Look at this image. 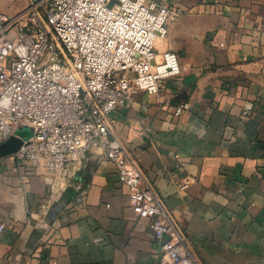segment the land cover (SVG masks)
Listing matches in <instances>:
<instances>
[{"label": "crops", "instance_id": "0c3cea01", "mask_svg": "<svg viewBox=\"0 0 264 264\" xmlns=\"http://www.w3.org/2000/svg\"><path fill=\"white\" fill-rule=\"evenodd\" d=\"M169 2L183 13L159 46L178 54L181 75L117 110L114 136L201 264H264V0ZM27 5L0 0L11 15ZM10 155L0 158V264H156L161 245L104 148L69 166L63 190L32 167L15 171Z\"/></svg>", "mask_w": 264, "mask_h": 264}, {"label": "built area", "instance_id": "2783aa9c", "mask_svg": "<svg viewBox=\"0 0 264 264\" xmlns=\"http://www.w3.org/2000/svg\"><path fill=\"white\" fill-rule=\"evenodd\" d=\"M182 13L169 0H28L12 15L0 8V144L22 127L32 131L10 155L13 169L32 167L63 190L69 166L80 169L95 145L104 148L161 245L156 264L201 263L114 136V115L139 92L159 94L181 75L178 54L155 44L166 41L168 25Z\"/></svg>", "mask_w": 264, "mask_h": 264}, {"label": "water", "instance_id": "95a60500", "mask_svg": "<svg viewBox=\"0 0 264 264\" xmlns=\"http://www.w3.org/2000/svg\"><path fill=\"white\" fill-rule=\"evenodd\" d=\"M22 131H28L29 133L23 135L21 134ZM31 135L32 131L27 127L18 129L13 137L0 145V158L16 153L21 148L24 141L28 140Z\"/></svg>", "mask_w": 264, "mask_h": 264}, {"label": "rangeland", "instance_id": "374dc122", "mask_svg": "<svg viewBox=\"0 0 264 264\" xmlns=\"http://www.w3.org/2000/svg\"><path fill=\"white\" fill-rule=\"evenodd\" d=\"M159 45H160L159 42H156L155 46H156L157 50H160V48H161V46H159Z\"/></svg>", "mask_w": 264, "mask_h": 264}]
</instances>
